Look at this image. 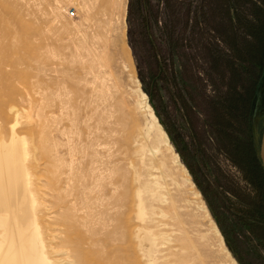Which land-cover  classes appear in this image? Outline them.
<instances>
[{"label":"rangeland","instance_id":"374dc122","mask_svg":"<svg viewBox=\"0 0 264 264\" xmlns=\"http://www.w3.org/2000/svg\"><path fill=\"white\" fill-rule=\"evenodd\" d=\"M91 1L0 0V65L10 78L2 85L3 100L14 106L8 116L18 119L17 133L29 139L41 194L48 201L54 193L58 159L57 168L68 169V138L80 149L93 143L105 112L102 105L93 113L104 104L97 101L102 83L95 72L111 70L132 102L139 100L137 85L148 95L194 184L186 185L187 197L199 192L195 200L210 214L206 228L211 219L218 226L231 255L211 230L208 264H264V0H127L123 13ZM57 84L69 90L66 104L52 95ZM114 107L115 124L100 126L112 128L115 139L101 133L99 140L115 150L123 146L140 165L142 141ZM8 124L0 119L2 128ZM164 151L183 182L184 171Z\"/></svg>","mask_w":264,"mask_h":264},{"label":"bare ground","instance_id":"6f19581e","mask_svg":"<svg viewBox=\"0 0 264 264\" xmlns=\"http://www.w3.org/2000/svg\"><path fill=\"white\" fill-rule=\"evenodd\" d=\"M92 1L94 7L101 1V6L111 5L120 13L127 7V0ZM87 5L81 8L89 12ZM60 7L62 12L66 8ZM26 24L23 22V26ZM4 71L0 65V119L7 118L10 125L9 129L0 125V264H208L209 257L214 256L211 230L230 257L216 223L211 219V228H206L210 214L202 202H196L200 193L194 191L193 198L187 197L186 185L194 186L190 174L139 85V100L132 102L130 92L123 89L113 71L104 75L95 72L102 83L95 87L97 101L102 99L104 104L94 102L93 113H98L102 105L101 111L105 110L96 120L97 143L90 139L93 143L80 149L74 139L68 138V169L57 168L61 159L53 165L54 193L47 201L41 194V178L36 172L39 166L31 158L29 139L17 133L18 119L8 116L14 106L3 100L2 85L10 81ZM59 85L51 93L62 101L68 89ZM12 100L15 103L17 99ZM68 105L65 107L69 109ZM116 105L142 141L137 151L140 165L133 164L123 146L115 150L99 140L101 133L106 139H115L112 128L102 129L100 125L115 124ZM47 133L41 134L44 145ZM164 150L171 153L174 168L184 171L182 183L166 163ZM56 180H61L59 185ZM232 263L236 264L234 260Z\"/></svg>","mask_w":264,"mask_h":264},{"label":"water","instance_id":"95a60500","mask_svg":"<svg viewBox=\"0 0 264 264\" xmlns=\"http://www.w3.org/2000/svg\"><path fill=\"white\" fill-rule=\"evenodd\" d=\"M260 155H261V159H262L263 166H264V132H263V138H262Z\"/></svg>","mask_w":264,"mask_h":264},{"label":"built area","instance_id":"2783aa9c","mask_svg":"<svg viewBox=\"0 0 264 264\" xmlns=\"http://www.w3.org/2000/svg\"><path fill=\"white\" fill-rule=\"evenodd\" d=\"M75 13V11L74 10H72V14H74Z\"/></svg>","mask_w":264,"mask_h":264}]
</instances>
